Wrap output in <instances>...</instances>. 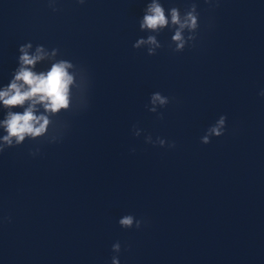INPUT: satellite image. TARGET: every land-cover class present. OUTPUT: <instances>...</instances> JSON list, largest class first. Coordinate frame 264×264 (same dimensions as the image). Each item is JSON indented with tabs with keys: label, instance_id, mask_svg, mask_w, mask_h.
Returning <instances> with one entry per match:
<instances>
[{
	"label": "clouds",
	"instance_id": "obj_1",
	"mask_svg": "<svg viewBox=\"0 0 264 264\" xmlns=\"http://www.w3.org/2000/svg\"><path fill=\"white\" fill-rule=\"evenodd\" d=\"M47 2L53 12L59 11L58 0ZM205 2L212 4V0ZM77 3L82 5L85 0H77ZM199 27V12L195 2L181 11L178 7L165 9L161 0H150L139 22L140 30L149 34L138 38L133 48H146L149 56L155 55L157 49L162 47L157 35L168 29L173 33L170 47L174 45V52H182L187 46L193 45ZM18 52V66L11 80L7 85L0 87V108L4 110L3 119H0V131L3 133L0 135V154L24 144L26 140L45 138L49 143L57 142L59 137L53 118L62 111L70 110L74 95L82 106L87 103L85 92L88 79L85 70L68 59L58 58V48L49 49L42 44L34 46L29 41L21 44ZM45 61L50 66L46 70L37 71V65ZM260 95L264 96V90ZM169 102V97L154 92L146 107L149 112L158 113V109L164 108ZM160 115L162 118V114ZM226 120L227 117L221 115L208 127L201 137V143L208 144L212 137L222 136L226 129ZM134 134L140 136L141 130L134 127ZM145 139L146 143L158 144L161 147L166 144V141L160 138L153 141L152 137L148 136ZM168 147L174 148L175 144H168ZM38 154V148L30 153L32 156ZM118 223L123 229H139L144 221L129 214L121 217ZM112 252L111 264H120V242L112 245Z\"/></svg>",
	"mask_w": 264,
	"mask_h": 264
}]
</instances>
